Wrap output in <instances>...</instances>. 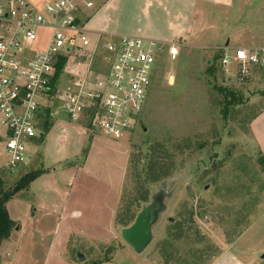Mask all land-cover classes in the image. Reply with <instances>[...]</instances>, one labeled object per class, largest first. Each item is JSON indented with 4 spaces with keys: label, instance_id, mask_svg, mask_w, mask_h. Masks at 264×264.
<instances>
[{
    "label": "rangeland",
    "instance_id": "rangeland-1",
    "mask_svg": "<svg viewBox=\"0 0 264 264\" xmlns=\"http://www.w3.org/2000/svg\"><path fill=\"white\" fill-rule=\"evenodd\" d=\"M47 1L25 0L32 7ZM175 1L165 3L168 12L155 8V0L153 6L120 0L119 10L96 14V27L108 24L154 41L157 70L127 138L114 141L92 133L87 115L78 123L87 133L80 125L59 121L46 135L47 161L65 154L72 166L67 174L30 185L8 202L10 219L25 231L23 259L33 256V242L56 245L62 238L61 258L67 264H209L229 244L234 249L220 264H264V68L250 67L241 74L233 63L221 65L223 56L239 47L264 49V0H218L213 6L197 3L195 9L187 5L184 22L176 23L168 41L172 28L167 22H173L170 15L181 6ZM48 36L40 32L39 46L46 45ZM172 46L175 60L167 54ZM84 59L75 55L72 64ZM67 79L62 77L60 88ZM46 116L51 127L57 119L71 122L56 99L39 125ZM5 140L0 128V177L10 191L43 167L35 157L28 166L9 171ZM170 185L150 246L135 254L120 231ZM37 209L43 214L34 224L30 215ZM46 211L65 226L53 236L31 231L32 226H55ZM15 237L2 247L10 264L20 263L12 250L19 241Z\"/></svg>",
    "mask_w": 264,
    "mask_h": 264
},
{
    "label": "built area",
    "instance_id": "built-area-1",
    "mask_svg": "<svg viewBox=\"0 0 264 264\" xmlns=\"http://www.w3.org/2000/svg\"><path fill=\"white\" fill-rule=\"evenodd\" d=\"M103 1L51 0L32 7L25 0H0V128L9 171L26 162L29 144L43 134L38 119L52 99L71 122L87 115L89 130L110 140L127 138L134 129L159 49L154 41L134 36L91 38L82 16ZM43 31L49 36L41 47ZM167 54L175 60L176 48ZM75 55L85 59L73 65ZM231 63L241 74L264 68V49H235L221 60L224 68ZM64 75L68 79L60 88Z\"/></svg>",
    "mask_w": 264,
    "mask_h": 264
},
{
    "label": "crops",
    "instance_id": "crops-1",
    "mask_svg": "<svg viewBox=\"0 0 264 264\" xmlns=\"http://www.w3.org/2000/svg\"><path fill=\"white\" fill-rule=\"evenodd\" d=\"M137 3H146L147 6L150 5L151 0H130V2H136ZM220 2H224L226 3L227 0H219ZM218 0H176L175 2H179L180 6V10L177 11H173L170 16L172 17L173 22H167V24L169 25L170 28H172V32L174 31V28L176 23L177 24H181L184 22L185 20V9L187 8V5L189 7V9L191 7H193L194 9L196 8V4L197 3H201V4H209L210 6L216 5L218 2ZM120 0H106V2H98V4H96V8L93 10H88L85 11V13L83 14L84 16V26L85 29H87L88 34L91 38H94V36L96 34H100L103 36H131V32H126V30L122 29V32H117L116 30H112L111 28L108 27V24H106L104 27H96V17H97V13H102V12H109L111 10H119L118 7ZM155 2L157 3L156 7L157 9L159 8H165L166 11H171V7L170 5L165 4L166 2H168V0H155ZM152 6L154 5L153 3H151ZM213 4V5H212ZM94 11H96L94 13ZM99 13V14H100ZM171 13V12H170ZM98 14V15H99ZM86 18V19H85ZM169 19V18H168ZM108 20V19H107ZM170 33L169 35V40H172L173 37L175 36V32ZM173 34V35H172ZM228 43H226L227 45ZM228 47V46H227ZM251 47V46H250ZM244 48V47H239L237 49H253V48ZM52 118V117H51ZM261 119L264 120V112L261 114ZM65 122V123H72V124H78L79 122H67L64 121L62 119H57L54 121L52 127L50 128V130L48 131V133L52 130V128L54 127L56 122ZM81 126V125H80ZM87 133L86 128H84L83 126H81ZM47 133V134H48ZM45 134L43 136L42 142H40L37 144L36 140H33L32 143H34L33 145H31L28 148L27 151V158H26V164H22L20 165L16 170H18L20 167H26L28 166L31 161L33 160L32 158L36 157V160H38V165H42L43 169L42 172L40 173L39 177L37 179H35L32 183H30V185H34L39 183V181L44 180V179H48V178H52L55 177L57 174H67L68 170L70 169V164H72V161H69L68 157H65V154L61 155L60 158L58 159H49L50 161H47L48 156L51 157V155H49V153L46 151L45 148V144H44V139L46 137ZM122 140V139H121ZM38 157H37V156ZM128 156V153H127ZM127 165H128V160H127ZM55 167V168H54ZM29 185V187H30ZM38 214H43L41 210H34L33 214H31V221L30 222H34V224L36 223V217H38ZM44 216L46 217V219L50 220V223L52 225V220L53 223H55V226H53L52 228H43V230H41L40 228H36L35 226L31 227V231L34 232L35 234H44L46 236H53L55 234H57L61 228H65V226L63 227L62 224H59L61 221L58 220V215H55L54 212L52 211H46L44 213ZM12 220V219H11ZM13 222H16L14 220H12ZM17 223V222H16ZM16 227V231L11 232L10 236L7 240L3 241L0 245V264H10L12 263L11 261H9L7 258L10 257L8 254L3 253L4 251H2V247H3V243L5 242H9L10 240H12L13 238H16L15 236H19L18 237V243L16 245V249L12 248V250L15 251L16 254V261L18 260V263H23L25 264L26 262H28V264H67L66 261H64L61 257H62V253L61 250L63 249L64 246V242L61 238L60 242L57 243L56 245L53 242H49L48 244H44L43 246L40 245V243H32V249L34 251L33 256H31V258L29 259H23L21 257V250L23 249L24 243L22 242V240L24 239V230H22V226L18 225L17 223ZM40 229V230H39ZM14 245V244H13ZM150 246V245H149ZM148 246V247H149ZM234 244H229L227 247H225V250L220 252V254L218 256H212V261L209 264H220V262H222L226 256L230 255V252L234 249L233 248ZM14 253V252H13ZM13 259H14V255H13ZM19 263V264H20Z\"/></svg>",
    "mask_w": 264,
    "mask_h": 264
},
{
    "label": "water",
    "instance_id": "water-1",
    "mask_svg": "<svg viewBox=\"0 0 264 264\" xmlns=\"http://www.w3.org/2000/svg\"><path fill=\"white\" fill-rule=\"evenodd\" d=\"M171 187L172 185L165 191L154 194L150 203L141 208L133 223L120 231L122 241L135 254H142L151 244L152 228L166 209L164 201L169 196ZM78 259L83 261L84 258L79 254Z\"/></svg>",
    "mask_w": 264,
    "mask_h": 264
},
{
    "label": "trees",
    "instance_id": "trees-1",
    "mask_svg": "<svg viewBox=\"0 0 264 264\" xmlns=\"http://www.w3.org/2000/svg\"><path fill=\"white\" fill-rule=\"evenodd\" d=\"M63 59L62 62L58 65L57 68V76L61 72V68L63 66ZM49 116H46V120L42 125V132L43 134L39 138L42 141L43 136L48 133L49 127ZM40 174H30L24 177L15 187L10 190L6 191L4 189L3 181L0 177V245L3 241L7 240L10 236L12 229L14 228V222L10 219L8 212H7V204L8 202L20 191L26 189L30 183H32L35 179L39 177Z\"/></svg>",
    "mask_w": 264,
    "mask_h": 264
}]
</instances>
